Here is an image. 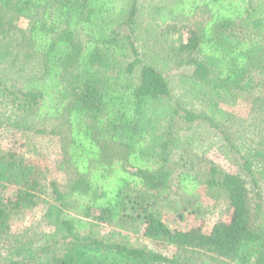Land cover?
Here are the masks:
<instances>
[{
	"label": "trees",
	"instance_id": "trees-1",
	"mask_svg": "<svg viewBox=\"0 0 264 264\" xmlns=\"http://www.w3.org/2000/svg\"><path fill=\"white\" fill-rule=\"evenodd\" d=\"M139 1L0 0V67L18 73L0 74V127L59 136L69 175L60 186L25 156L0 154V264H264V131L254 122L242 138L219 105L264 89V0L155 6L160 22L205 15L184 39H166L160 60L140 52ZM19 17L29 20L24 30ZM167 67L188 70L178 82L202 111L174 97ZM49 121L51 129L40 126ZM209 138L244 177L207 157ZM173 183L180 198L200 185L222 195L229 219L208 232L169 227L160 204ZM40 203L51 230L37 246L18 237L3 254L13 217ZM95 224L121 239L96 235ZM141 230L182 257L149 248Z\"/></svg>",
	"mask_w": 264,
	"mask_h": 264
},
{
	"label": "rangeland",
	"instance_id": "rangeland-1",
	"mask_svg": "<svg viewBox=\"0 0 264 264\" xmlns=\"http://www.w3.org/2000/svg\"><path fill=\"white\" fill-rule=\"evenodd\" d=\"M174 0H140L139 1V49L148 60H160L164 53V44L171 37H181L184 39L188 29L197 28L200 26L205 18L202 12H198L191 16H184L177 14L174 20L166 22L155 21L152 19V12L155 6H164L172 3ZM259 1V0H254ZM16 28L24 30L29 24V20L19 17L14 21ZM15 28V29H16ZM14 34L9 32V36ZM11 38V37H10ZM80 40L83 39L79 34ZM166 47V46H165ZM17 64V63H16ZM7 68V67H6ZM183 68H166L165 75L172 87L174 97L183 105L193 110L202 111L205 105L200 98L191 94L178 82L180 74L187 72ZM8 75V81L14 80L18 73L13 68L12 70L3 69L0 67L1 75ZM12 77V78H11ZM261 77V76H260ZM5 78V77H4ZM251 99H241L233 106L224 103L219 104L221 109L228 112V119L225 124L231 128L236 134L242 138H247L252 129V123H259L264 131V123L261 122L264 118V111L257 112L254 109L256 102L254 97L262 98L264 102V89L255 93ZM262 96V97H261ZM257 104V103H256ZM7 116V115H5ZM5 122V121H3ZM55 122H45L42 126L48 130L54 126ZM39 127V125H38ZM37 127V128H38ZM47 130V131H48ZM207 150V157L213 160L219 167L225 171L238 174L244 177L243 173L233 164L227 155L221 150L220 141L215 138H209V146ZM14 152L16 154L25 156L45 178L48 180H56L60 186L64 185L68 179V173L63 170L61 163L63 160L60 137L57 135L46 134L44 136L38 135L34 130L23 131L20 128L6 127L5 124L0 127V154L7 152ZM262 202L264 206V180L261 181ZM173 183L170 193L165 202L160 204V210L163 213L165 223L171 228L180 230H188L190 228L199 227L204 232L210 231L211 227L218 220H228L230 210L227 201L220 194H214L208 191L204 185L194 192L192 197H181ZM9 193L13 191L9 189ZM167 211L166 204H168ZM179 209V217L174 216V210ZM11 233L5 238L2 245V253L8 245L14 244V239L20 237L22 243L31 241L33 246L40 243L38 240L45 233L51 230V225L43 217V205L40 203L36 207L22 209L13 217L11 221ZM96 235L110 240H120L121 237L115 235L114 228L107 224H95L91 229ZM116 232V231H115ZM137 238L148 244L149 248L162 252L168 256L180 255L182 252L177 251L171 246H157L154 242L142 238V230L137 233ZM38 240V241H37ZM36 242V243H35Z\"/></svg>",
	"mask_w": 264,
	"mask_h": 264
}]
</instances>
